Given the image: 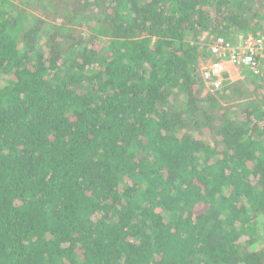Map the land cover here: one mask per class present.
<instances>
[{
	"label": "trees",
	"instance_id": "16d2710c",
	"mask_svg": "<svg viewBox=\"0 0 264 264\" xmlns=\"http://www.w3.org/2000/svg\"><path fill=\"white\" fill-rule=\"evenodd\" d=\"M236 31L264 0H0V264H264V78L203 77Z\"/></svg>",
	"mask_w": 264,
	"mask_h": 264
},
{
	"label": "built area",
	"instance_id": "2783aa9c",
	"mask_svg": "<svg viewBox=\"0 0 264 264\" xmlns=\"http://www.w3.org/2000/svg\"><path fill=\"white\" fill-rule=\"evenodd\" d=\"M231 35L230 38L217 37L206 49L210 59L203 77L215 89H220L226 81L228 66L233 71H243L242 79L246 75L264 78V34L236 31Z\"/></svg>",
	"mask_w": 264,
	"mask_h": 264
},
{
	"label": "rangeland",
	"instance_id": "374dc122",
	"mask_svg": "<svg viewBox=\"0 0 264 264\" xmlns=\"http://www.w3.org/2000/svg\"><path fill=\"white\" fill-rule=\"evenodd\" d=\"M234 35V34H233ZM233 35H230V37L231 36H233ZM229 37V38H230ZM206 68V65H205V67H204V69ZM228 69L230 70L229 71V73H227L226 74V76H228V77H226V80H230V78H232L233 80H230L232 83H236V82H241V81H245L246 79H248L249 77H250V75H246V78H244V79H242V76H243V74H240L241 72H243V71H233V69H231V67L230 66H228ZM228 72V71H227ZM210 86V85H209ZM260 246H257V247H255V248H259Z\"/></svg>",
	"mask_w": 264,
	"mask_h": 264
}]
</instances>
